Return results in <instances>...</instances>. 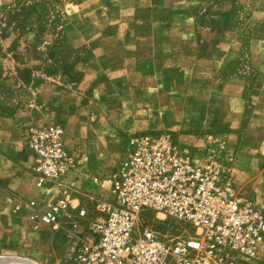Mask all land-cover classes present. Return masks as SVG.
<instances>
[{
    "label": "rangeland",
    "instance_id": "obj_1",
    "mask_svg": "<svg viewBox=\"0 0 264 264\" xmlns=\"http://www.w3.org/2000/svg\"><path fill=\"white\" fill-rule=\"evenodd\" d=\"M154 35L170 40L157 43ZM195 36L234 53L229 69L246 79L244 99L251 107L243 120L250 117L251 129L239 140L242 158L232 157L234 139L213 135L220 127L201 129L187 117L190 80L211 77L176 74L191 63L183 51H198L189 40ZM129 52L136 57L131 63L125 62ZM156 54L161 71L144 76L135 70L138 59ZM117 60L120 69L131 71L128 88H120L122 74H114L115 68L103 67ZM195 68L206 72L200 64ZM201 90L210 94L205 86ZM255 109L264 114V0H0V174L18 177L0 179V264H71L64 236L35 225L24 206L14 208L17 199L38 204L53 199L35 187L30 174L22 136L28 124H59L77 152L82 169L65 182L72 208L108 195L109 173L138 137L163 134L175 152L223 169L264 211V132L252 117ZM6 128L14 131L8 139L1 132ZM12 159L18 162L16 174ZM93 176L100 185L91 182ZM146 217L162 234L197 247V237L181 222L162 214ZM239 264H264V243Z\"/></svg>",
    "mask_w": 264,
    "mask_h": 264
},
{
    "label": "built area",
    "instance_id": "obj_2",
    "mask_svg": "<svg viewBox=\"0 0 264 264\" xmlns=\"http://www.w3.org/2000/svg\"><path fill=\"white\" fill-rule=\"evenodd\" d=\"M22 136L35 187L53 199H17L14 208L64 236L71 264H239L264 243V211L223 169L175 152L163 134L138 137L109 173L108 195L76 208L65 182L82 168L61 126L28 124ZM91 182L101 183L98 176ZM146 213L181 222L197 247L162 234Z\"/></svg>",
    "mask_w": 264,
    "mask_h": 264
},
{
    "label": "crops",
    "instance_id": "obj_3",
    "mask_svg": "<svg viewBox=\"0 0 264 264\" xmlns=\"http://www.w3.org/2000/svg\"><path fill=\"white\" fill-rule=\"evenodd\" d=\"M260 35L261 34L259 33L256 34L253 38V41L256 42ZM181 37L184 38L185 36L181 35ZM130 38L132 37H125V39L127 40H130ZM153 38L156 40L157 43L161 41L167 42L170 40V37L167 35L165 37H161L160 35H154ZM189 40L191 41V44L193 42L199 49L198 51H193L189 53L183 51V59H189L191 63L187 67L183 66L182 68L178 67L179 70L175 69L176 74L181 73L179 75H198L199 73H209L211 74V77L209 76L201 80H199L198 78L196 80H190L192 92L190 94V97L188 98V106L190 107L191 111H189L187 117H189V121L191 123H199V127L201 129L203 128V126H210V124L212 123H214L215 127H220V132H216V130H213V135L218 136V134H220V138L222 139H234L235 147L233 148V150H235V156L232 155V157L242 158V156H239V154L237 153L240 150L239 147H241V142L239 140L243 139L244 133H246L247 130L251 129L249 126L246 125L247 123H251V120H249L250 117L248 118L247 123L243 120L245 108L247 107V105L250 106L251 104L250 102L248 103L244 99L246 79L241 73L237 71H231L229 69V63L235 57L234 53H224L217 50V46H214L215 42L213 44L209 43L210 40H208V38H206V40L204 41L195 36ZM129 59H136L134 52L128 53V57L125 59V62L129 61L131 63ZM161 59L162 57L159 56V54H156L155 57H151L150 59H143L142 61L138 59L135 63L134 68L135 70H137V72L141 73L144 76L155 75L157 74V72L161 71ZM199 62H205L207 63V65L205 66L204 64H201ZM104 63L105 64H103V67L106 68L112 66V68H115L117 70L114 74H122V82L119 83L120 88H128V75L131 73V71L128 68L120 69V67L118 66L119 60H117L115 64L109 62ZM197 64H200L203 68H205L206 72H204V70H196L195 65ZM169 73H171V70L169 71ZM213 76L217 77L214 78ZM215 79H217L216 87L212 88ZM175 83H177V81ZM204 86L206 88V92H208L209 88L210 94H206L201 90V87ZM144 88L147 87L145 86ZM215 88L218 89L215 90ZM223 94L224 96H222ZM217 98H219V100ZM252 105H254L255 107L258 106L256 101H253ZM252 117L253 119H258L257 125L259 126H257V128L258 130L261 129L260 131L264 132V114L261 115L257 111V109H255L252 113ZM10 120L11 119L9 118L2 119L4 124L8 126L12 125V121L10 122ZM1 132L6 136V139H8V135L14 131H11V128H6L1 130ZM206 133H209V131H207ZM2 156H4V154H2ZM12 161L14 163V166L11 170L14 174H16L15 170L18 169V162H16L14 159H12ZM9 176L10 174H0V179ZM14 176L15 177L10 176V178H18L16 177L17 175ZM80 176L82 178V175ZM10 182L12 181L8 180V183ZM83 195L88 196V194L86 193H84Z\"/></svg>",
    "mask_w": 264,
    "mask_h": 264
}]
</instances>
